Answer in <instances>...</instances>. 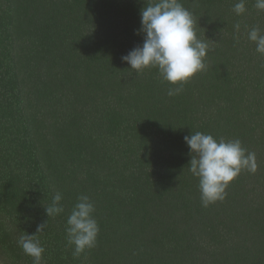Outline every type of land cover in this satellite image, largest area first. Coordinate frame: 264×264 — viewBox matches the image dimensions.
<instances>
[{
    "label": "trees",
    "instance_id": "obj_1",
    "mask_svg": "<svg viewBox=\"0 0 264 264\" xmlns=\"http://www.w3.org/2000/svg\"><path fill=\"white\" fill-rule=\"evenodd\" d=\"M179 2L208 52L169 96L158 69L122 60L143 45L148 0H0V264H33L17 238L46 222L45 264H264V55L247 38L264 11ZM197 131L256 157L208 207L188 168ZM57 193L64 212L49 219ZM81 195L99 234L74 257L67 219Z\"/></svg>",
    "mask_w": 264,
    "mask_h": 264
},
{
    "label": "clouds",
    "instance_id": "obj_2",
    "mask_svg": "<svg viewBox=\"0 0 264 264\" xmlns=\"http://www.w3.org/2000/svg\"><path fill=\"white\" fill-rule=\"evenodd\" d=\"M255 7L264 11V0H256ZM247 11L245 0H237L233 5L236 15ZM193 14L179 0H148L141 10V28L143 45L134 48L122 60L131 66L137 74L145 69H158L163 81L176 87L168 89V95L179 94L182 85L203 71L208 44L197 37ZM236 31L240 25L236 24ZM247 38L254 42L256 51L264 55V32L259 27L248 31ZM191 156L189 171L198 178L201 202L204 207L221 201L226 196L227 187L243 170L255 172V153L247 152L239 139L217 140L211 134L192 132L185 136ZM62 194L57 193L51 204L45 207L47 216L55 217L64 212L61 205ZM95 206L87 195L78 197V201L67 219L66 240L74 246L73 256L78 257L87 249L96 246L99 225L94 218ZM43 223L37 227V234L25 232L17 238V244L25 255L32 258L33 264H45L39 236L47 228Z\"/></svg>",
    "mask_w": 264,
    "mask_h": 264
}]
</instances>
